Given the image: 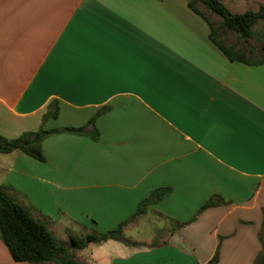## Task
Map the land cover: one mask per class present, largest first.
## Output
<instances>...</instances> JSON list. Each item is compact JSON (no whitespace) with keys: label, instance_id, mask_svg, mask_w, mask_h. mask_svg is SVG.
<instances>
[{"label":"crops","instance_id":"crops-1","mask_svg":"<svg viewBox=\"0 0 264 264\" xmlns=\"http://www.w3.org/2000/svg\"><path fill=\"white\" fill-rule=\"evenodd\" d=\"M188 1L0 0V135L85 127L44 137V161L0 152L7 195L69 246L169 188L123 227L128 242L72 249L82 264H264V62L228 59ZM226 45L260 54L235 33ZM144 217L152 238L127 235ZM0 264L32 263L0 239Z\"/></svg>","mask_w":264,"mask_h":264},{"label":"trees","instance_id":"trees-1","mask_svg":"<svg viewBox=\"0 0 264 264\" xmlns=\"http://www.w3.org/2000/svg\"><path fill=\"white\" fill-rule=\"evenodd\" d=\"M198 4L207 8L212 14L220 18L216 25L210 24L212 31L210 39L230 60H241L247 63L264 62V32L255 30L254 27L264 21V4H260L256 10L246 9L240 13L231 12L222 0H189L188 7L195 13L208 17L198 8ZM231 31L236 34L242 43L245 44L247 38L254 37L259 43V56L255 62L247 60L242 54L236 53L234 47L226 45L220 39L219 31ZM101 111V110H100ZM99 111V112H100ZM98 112V113H99ZM56 108H49L44 114L43 120L49 116H56ZM94 122V117L89 123ZM85 127H63L59 129L46 130L39 128L36 131H29L20 134L16 138H6L0 135V152L6 153L12 150H20L33 158L44 161L41 150V142L44 137L61 131L73 133L84 132ZM96 137V135H92ZM168 187H160L149 192L142 201L139 202L136 211L132 216L121 222L115 229L105 233H88L84 236L69 234V246L57 241L52 232L40 220L35 219L30 210L22 204L11 199L3 186L0 185V239L6 246L10 256L14 261L29 262L38 264L43 262H55L56 264H82L73 254L72 249L82 248L89 242L98 243L107 239H116L128 242L123 235V227L134 217L143 214L146 207L167 194ZM212 200H208L202 208L210 206ZM260 243L264 246V237L260 236ZM217 261L215 254L207 264ZM262 254L260 253L255 264H261Z\"/></svg>","mask_w":264,"mask_h":264},{"label":"rangeland","instance_id":"rangeland-1","mask_svg":"<svg viewBox=\"0 0 264 264\" xmlns=\"http://www.w3.org/2000/svg\"><path fill=\"white\" fill-rule=\"evenodd\" d=\"M257 2H253V4L251 6L253 10H255L256 4ZM262 4V3H261ZM198 8L205 14L208 16V18L212 21V23H214V25H216L220 18L214 14H212L207 8L203 7L202 5L198 4ZM255 30H263L264 32V21H260L255 27ZM223 40L225 41V44H229L230 42H232L234 40V33L233 32H227V34H223ZM248 43L252 44L253 46L257 47L259 49V43L258 41L254 38V37H250L248 38ZM148 221H151L152 223H157V220L155 219H151V217H144L141 218V220H139V222L132 228V230L130 232L127 233V235H133L136 236L138 238L141 239H146L149 240L152 238L153 233L150 232L149 227L147 226ZM58 236V240L60 242H62L64 236ZM52 264H56L55 262H52Z\"/></svg>","mask_w":264,"mask_h":264}]
</instances>
